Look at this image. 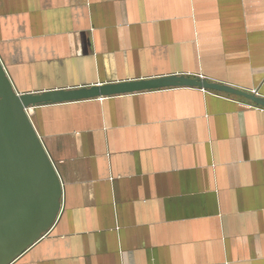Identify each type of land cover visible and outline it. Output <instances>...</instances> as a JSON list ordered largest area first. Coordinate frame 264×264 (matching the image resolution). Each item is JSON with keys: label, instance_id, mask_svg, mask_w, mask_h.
Listing matches in <instances>:
<instances>
[{"label": "crops", "instance_id": "0c3cea01", "mask_svg": "<svg viewBox=\"0 0 264 264\" xmlns=\"http://www.w3.org/2000/svg\"><path fill=\"white\" fill-rule=\"evenodd\" d=\"M20 93L171 75L264 98V0H0ZM60 218L14 264H264V108L174 88L39 107Z\"/></svg>", "mask_w": 264, "mask_h": 264}, {"label": "water", "instance_id": "95a60500", "mask_svg": "<svg viewBox=\"0 0 264 264\" xmlns=\"http://www.w3.org/2000/svg\"><path fill=\"white\" fill-rule=\"evenodd\" d=\"M174 88L242 98L264 108L255 92L189 75L20 93L0 59V264H14L51 232L62 213L64 186L31 120L33 110Z\"/></svg>", "mask_w": 264, "mask_h": 264}, {"label": "built area", "instance_id": "2783aa9c", "mask_svg": "<svg viewBox=\"0 0 264 264\" xmlns=\"http://www.w3.org/2000/svg\"><path fill=\"white\" fill-rule=\"evenodd\" d=\"M29 116H31V111L29 112Z\"/></svg>", "mask_w": 264, "mask_h": 264}]
</instances>
